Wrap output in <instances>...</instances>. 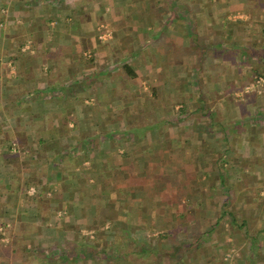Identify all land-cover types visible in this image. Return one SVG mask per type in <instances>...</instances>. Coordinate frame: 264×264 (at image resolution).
<instances>
[{"label": "crops", "instance_id": "0c3cea01", "mask_svg": "<svg viewBox=\"0 0 264 264\" xmlns=\"http://www.w3.org/2000/svg\"><path fill=\"white\" fill-rule=\"evenodd\" d=\"M258 76L264 0H0V264H264Z\"/></svg>", "mask_w": 264, "mask_h": 264}, {"label": "rangeland", "instance_id": "374dc122", "mask_svg": "<svg viewBox=\"0 0 264 264\" xmlns=\"http://www.w3.org/2000/svg\"><path fill=\"white\" fill-rule=\"evenodd\" d=\"M15 149H16V147L15 146H13ZM14 151V150H13ZM84 236H85V234H84ZM0 237H1V239H0V242H2V243H5L6 242V238L8 237H10V234H7V231L5 232V231H3L2 229L0 230ZM86 237H88V238H91V235H90V233H88L87 235H86ZM86 237L83 239L84 240V242H85V240L87 241V239H86ZM7 238V239H8ZM7 241H9V240H7ZM7 243V242H6ZM246 252V251H245ZM234 255H236V253H235V250L234 249H230L229 251H227V253H225V255H224V260H229V259H231V257H233Z\"/></svg>", "mask_w": 264, "mask_h": 264}, {"label": "built area", "instance_id": "2783aa9c", "mask_svg": "<svg viewBox=\"0 0 264 264\" xmlns=\"http://www.w3.org/2000/svg\"><path fill=\"white\" fill-rule=\"evenodd\" d=\"M108 36H109L108 33H103L102 35H100V39L104 40ZM252 86L258 93L262 92L264 90V77L262 76L256 77Z\"/></svg>", "mask_w": 264, "mask_h": 264}, {"label": "trees", "instance_id": "16d2710c", "mask_svg": "<svg viewBox=\"0 0 264 264\" xmlns=\"http://www.w3.org/2000/svg\"><path fill=\"white\" fill-rule=\"evenodd\" d=\"M259 77V76H258ZM0 239H1V237H0ZM83 249L84 250H82L81 251V253H82V255L83 256H86V254L88 253V252H90V249L89 248H86V247H83ZM103 254H105V252L104 251H101ZM120 252H121V250H120Z\"/></svg>", "mask_w": 264, "mask_h": 264}]
</instances>
